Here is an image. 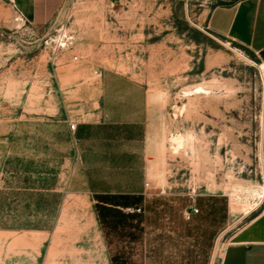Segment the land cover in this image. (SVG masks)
Returning <instances> with one entry per match:
<instances>
[{
    "label": "rangeland",
    "instance_id": "obj_1",
    "mask_svg": "<svg viewBox=\"0 0 264 264\" xmlns=\"http://www.w3.org/2000/svg\"><path fill=\"white\" fill-rule=\"evenodd\" d=\"M210 1L0 0V264L220 263L264 204V59Z\"/></svg>",
    "mask_w": 264,
    "mask_h": 264
},
{
    "label": "crops",
    "instance_id": "obj_2",
    "mask_svg": "<svg viewBox=\"0 0 264 264\" xmlns=\"http://www.w3.org/2000/svg\"><path fill=\"white\" fill-rule=\"evenodd\" d=\"M17 1L21 3L24 0ZM213 2L216 4L208 11L207 27L247 47L264 59V0L210 1V3ZM40 8L36 2L34 9ZM108 122L114 125L123 123V121ZM76 142L79 152V129ZM94 172L92 165H87L84 178L88 192L96 196V203L109 207H121L125 204L123 195L129 194L132 195V200L127 202L124 210L130 207L136 208L138 204H147V198L141 196L143 191L139 183H135L130 188L117 187L113 182L97 180ZM219 264H264V204L230 236Z\"/></svg>",
    "mask_w": 264,
    "mask_h": 264
},
{
    "label": "built area",
    "instance_id": "obj_3",
    "mask_svg": "<svg viewBox=\"0 0 264 264\" xmlns=\"http://www.w3.org/2000/svg\"><path fill=\"white\" fill-rule=\"evenodd\" d=\"M75 59H77V57H75ZM77 126H78V123H71L72 130H76ZM145 185H146V187H148L150 185V183L146 182ZM126 210L128 212H132L133 213V212H140L141 208L140 207H137V208L130 207V208H127ZM198 213H199V208L194 206V205H192L189 209L186 210L185 218H186V220H191V219H193L194 215H196Z\"/></svg>",
    "mask_w": 264,
    "mask_h": 264
},
{
    "label": "bare ground",
    "instance_id": "obj_4",
    "mask_svg": "<svg viewBox=\"0 0 264 264\" xmlns=\"http://www.w3.org/2000/svg\"><path fill=\"white\" fill-rule=\"evenodd\" d=\"M239 190H242V188H239ZM249 191L251 192V194L256 197V196H262L264 193V185H258L255 188H250ZM237 194V193H236ZM237 196V195H236ZM261 199V198H260ZM249 204V203H248Z\"/></svg>",
    "mask_w": 264,
    "mask_h": 264
}]
</instances>
